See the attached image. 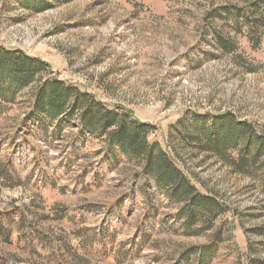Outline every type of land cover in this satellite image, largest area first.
<instances>
[{"label": "rangeland", "instance_id": "rangeland-1", "mask_svg": "<svg viewBox=\"0 0 264 264\" xmlns=\"http://www.w3.org/2000/svg\"><path fill=\"white\" fill-rule=\"evenodd\" d=\"M44 1L51 6L36 12L23 0H0V44L48 62L59 79L150 124L149 139L172 146L196 187L227 203L215 224L224 241L203 264L264 259V250L248 247L262 240L249 230L264 225L255 179L183 149L174 130L196 110L230 111L264 132V42L252 49L245 27L237 33L223 8L250 15L253 0ZM215 30L234 40V53L215 49ZM31 95L22 91L0 115V164L9 161L17 177L0 181V227L10 231L9 243L0 237V264H196L180 258L208 244L211 232L184 234L177 207L152 187L141 190L137 164L77 124L43 130Z\"/></svg>", "mask_w": 264, "mask_h": 264}, {"label": "trees", "instance_id": "trees-1", "mask_svg": "<svg viewBox=\"0 0 264 264\" xmlns=\"http://www.w3.org/2000/svg\"><path fill=\"white\" fill-rule=\"evenodd\" d=\"M23 4L36 12L51 6L44 0H23ZM250 6V15L240 9L223 8L227 15L234 14L232 27L237 33H242V27H245L247 42L255 49L264 42V9L261 8L264 0H253ZM213 38L217 51L226 54L236 51L237 45L230 36L215 30ZM27 89L32 92L33 112L43 130L48 124H54L55 132L62 129L64 122L77 124L81 131L103 140L104 148L109 152L118 150L128 162L137 164L145 184L141 190L144 192L152 187L177 207L174 217L184 234L211 232L213 238L208 244L190 248L181 260L187 261L193 256L196 264H203L215 256L218 245L224 241L221 227L217 228L215 224L220 216L229 212V207L217 193L202 192L196 187L176 164L172 146L169 145V151L158 141L149 139L153 128L150 124L131 117L123 108L109 107L88 91L59 79L48 62L0 44V115L14 104L19 93ZM174 127L175 138L183 149H197L215 157L232 172L255 179L264 196L263 131L230 111L210 114L189 110ZM113 159L117 162L116 157ZM15 177L16 172L9 161L0 164L2 185L11 184ZM149 197L145 194V202ZM261 208L264 209V197ZM249 232L262 238L256 246H248L252 254L263 251L264 225L253 227ZM0 237L9 243L10 231L0 227ZM92 242L100 241L96 238ZM92 249L100 250L98 247ZM251 264H264V259L252 258Z\"/></svg>", "mask_w": 264, "mask_h": 264}]
</instances>
